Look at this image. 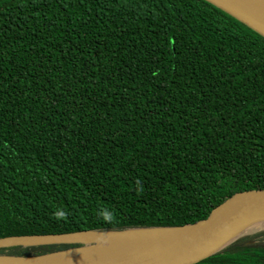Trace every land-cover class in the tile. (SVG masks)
Segmentation results:
<instances>
[{
    "label": "trees",
    "instance_id": "trees-1",
    "mask_svg": "<svg viewBox=\"0 0 264 264\" xmlns=\"http://www.w3.org/2000/svg\"><path fill=\"white\" fill-rule=\"evenodd\" d=\"M261 189L264 36L207 0H0V239L193 225ZM198 264H264V227Z\"/></svg>",
    "mask_w": 264,
    "mask_h": 264
},
{
    "label": "water",
    "instance_id": "water-1",
    "mask_svg": "<svg viewBox=\"0 0 264 264\" xmlns=\"http://www.w3.org/2000/svg\"><path fill=\"white\" fill-rule=\"evenodd\" d=\"M207 1L264 36V0ZM262 227L264 189L250 190L230 197L207 219L193 225L2 238L0 248L51 244H82L83 247L32 257L0 255V264H198ZM140 231L144 235L121 245L109 240L110 236ZM96 246L107 250L94 257L74 258L76 252Z\"/></svg>",
    "mask_w": 264,
    "mask_h": 264
},
{
    "label": "bare ground",
    "instance_id": "bare-ground-1",
    "mask_svg": "<svg viewBox=\"0 0 264 264\" xmlns=\"http://www.w3.org/2000/svg\"><path fill=\"white\" fill-rule=\"evenodd\" d=\"M145 232L140 231V232H132V233H125V234H119L117 236H110V241L112 242V244L115 245H121L124 244L128 241H131L137 237H140L142 235H144ZM107 249L105 247H101V246H96V247H89V248H85L83 250H80L78 252L75 253L74 258L80 259V258H89V257H94V256H98L102 253H104Z\"/></svg>",
    "mask_w": 264,
    "mask_h": 264
}]
</instances>
